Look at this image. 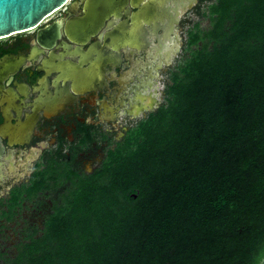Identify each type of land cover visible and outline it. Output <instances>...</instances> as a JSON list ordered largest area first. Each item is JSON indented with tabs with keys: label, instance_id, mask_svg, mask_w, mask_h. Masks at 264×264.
Instances as JSON below:
<instances>
[{
	"label": "trees",
	"instance_id": "16d2710c",
	"mask_svg": "<svg viewBox=\"0 0 264 264\" xmlns=\"http://www.w3.org/2000/svg\"><path fill=\"white\" fill-rule=\"evenodd\" d=\"M198 7L196 8V11ZM165 103L5 264H264V0H213Z\"/></svg>",
	"mask_w": 264,
	"mask_h": 264
},
{
	"label": "flooded vegetation",
	"instance_id": "af4514ba",
	"mask_svg": "<svg viewBox=\"0 0 264 264\" xmlns=\"http://www.w3.org/2000/svg\"><path fill=\"white\" fill-rule=\"evenodd\" d=\"M87 1L67 0L35 28L0 38V63L19 55L24 58L1 80L3 234L16 229L21 210L26 207L36 213L51 207L52 212L70 185L65 182L66 174H90L103 161H110L109 151L164 104L170 79L166 86L162 84L165 76L171 77L168 70L184 46L183 23L200 3L198 0L194 8L184 12L171 32L162 24L155 32L145 24L146 45L133 48L122 39L116 48L110 43L111 35L116 29L124 32L121 23L127 21L129 25L131 19L109 18L90 34L84 9ZM127 8L130 13L135 11L129 5ZM177 39L181 42L178 50ZM95 43L111 61L102 74L97 73L92 89L76 93L78 77L91 66ZM85 162L98 166L86 171L82 167ZM51 212H46L43 226ZM30 227L31 232L22 231L21 241L36 229ZM20 242L14 246V255L8 253L7 245H0V264L16 255Z\"/></svg>",
	"mask_w": 264,
	"mask_h": 264
},
{
	"label": "water",
	"instance_id": "95a60500",
	"mask_svg": "<svg viewBox=\"0 0 264 264\" xmlns=\"http://www.w3.org/2000/svg\"><path fill=\"white\" fill-rule=\"evenodd\" d=\"M66 2L67 0H0V38L35 28ZM197 4L198 0H88L84 7L85 16L89 20L87 32L95 34L104 20L125 16L131 19L130 24L122 22L124 32L116 29L111 35L110 43L118 48L123 39V43L129 47L140 48L147 43L145 24L151 25L154 32L160 24L171 32L179 17ZM128 5L135 11L130 13ZM180 45L178 40L176 50ZM94 46L96 51L90 56L91 66L78 77L76 93L92 89L97 73L102 74L105 64L111 61L106 52L98 51L97 43ZM23 62L24 58L19 55L17 58H5L0 63V89L3 87L1 80L5 77L4 74L16 70Z\"/></svg>",
	"mask_w": 264,
	"mask_h": 264
},
{
	"label": "rangeland",
	"instance_id": "374dc122",
	"mask_svg": "<svg viewBox=\"0 0 264 264\" xmlns=\"http://www.w3.org/2000/svg\"><path fill=\"white\" fill-rule=\"evenodd\" d=\"M212 2L213 0H200V3L198 4V10L192 11L190 12V14L186 16L187 20L185 19V21H188V22L187 23L184 22L182 26L184 46L182 50L180 51V53L178 54V56L173 61L171 67L169 68L168 70L169 73L175 72L177 70V67L181 65L184 59L187 58L189 55V51L188 49H186L187 32L190 30H194L196 26L201 31H205L209 29L210 21L207 15H208V7ZM165 77H166L165 78L166 80L164 84H162V86L163 85L166 86L167 84H169L170 75L168 74ZM163 89L165 90V88ZM135 123H136V120L131 122V124H135ZM115 142L116 140L114 141V143ZM96 166H98V163L96 162L95 163L85 162L83 163L82 167H84L86 171H91L93 167H96ZM50 210H51V207H49V209H47L45 212L36 213L30 210L29 207L22 209L21 214L18 217V224H17L16 229H12V231L6 230L4 234H3V231L0 230V233H1L0 237H2L0 238V245H5V246L7 245L8 247L6 248L8 249V253H11L12 255H14L15 244L24 239V234L22 231H24V233L31 232V229L28 228L29 226H31L30 228H36L39 234L40 230L43 227V219L45 218L46 212H51ZM1 264H4V263L1 261Z\"/></svg>",
	"mask_w": 264,
	"mask_h": 264
}]
</instances>
